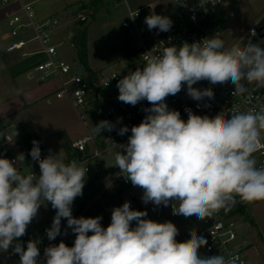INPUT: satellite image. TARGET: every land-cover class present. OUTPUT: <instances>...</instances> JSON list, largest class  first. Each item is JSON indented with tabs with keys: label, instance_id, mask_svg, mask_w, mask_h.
<instances>
[{
	"label": "clouds",
	"instance_id": "1",
	"mask_svg": "<svg viewBox=\"0 0 264 264\" xmlns=\"http://www.w3.org/2000/svg\"><path fill=\"white\" fill-rule=\"evenodd\" d=\"M144 22L148 30L159 32L173 25L168 16L155 12ZM143 60L142 68L129 71L116 85L120 102L136 106L146 100L151 105L131 127L127 142L115 144L118 175L143 190L145 205L171 204L173 215L201 221L238 202L264 201V166L257 167L255 156L264 146V105L242 112L222 110L214 117L186 108L184 120L166 103L185 85L193 100L212 99L211 88L193 87L200 81L231 82L234 97L249 93L250 87L264 89V46L226 47L216 33L192 43L164 45L160 54L144 55ZM115 127L102 120L94 133ZM128 132L122 126L118 135ZM32 143L30 156L39 165L38 176L20 168L23 153L14 160L0 157V252L12 248L19 264H240L238 254L202 255L199 249L208 241L195 230L190 239L178 242L173 222L148 219L146 211L133 210L129 201L112 209L107 227L101 225V216L74 217L72 205L83 194L88 168L76 160L65 162L60 152L41 158L39 142ZM47 203L56 212L47 239L61 234L62 218L75 239L71 247L63 241L49 245L41 261L39 241L29 240L25 248L19 238Z\"/></svg>",
	"mask_w": 264,
	"mask_h": 264
},
{
	"label": "built area",
	"instance_id": "2",
	"mask_svg": "<svg viewBox=\"0 0 264 264\" xmlns=\"http://www.w3.org/2000/svg\"><path fill=\"white\" fill-rule=\"evenodd\" d=\"M233 1L236 0H168L167 5L161 11L150 3L137 9H133L127 4V15L122 21V27L132 36L134 48H132L131 57L128 60L121 61L106 77H103L101 73L88 74L79 62L70 64L58 57L57 48L63 41L56 44L53 41V33L62 25L60 17L51 15L39 18L33 0H0L1 6H7L12 2L18 4V10L7 17L11 38L7 50L10 52L19 51L22 58L38 54L43 55V60L32 69L33 75L37 73L41 82L51 78L58 80L59 87L55 91V97L57 99L67 98L71 102L79 120L86 129V134L82 138L71 143L70 152L65 162L76 160L88 168L85 180V185H90L88 191H95V186L100 181H105V186H114L119 191L132 186L130 181L122 175H118L119 168L114 167L106 172L101 161L108 151L117 148L115 144L127 142L128 136L131 135V127L138 125L143 120L146 115L143 109L151 107V105L146 100L141 101L136 106L120 102L116 87L118 80L127 75L129 71H135L137 67L142 68L143 56L160 54L164 45L179 46L184 41L192 43L205 37H211L216 33L224 40L226 47L233 44L244 46L255 43L254 38L259 33L257 28L259 19L249 27L239 31L225 26L222 12ZM152 12L168 16L173 25L168 32H162L159 38L147 42L144 39L145 35L156 31V29L148 30L144 22L145 17ZM90 13V8L78 9L70 21L87 22ZM229 17L234 18L235 13L229 11ZM33 41L39 43V49L34 51L24 49L28 43ZM79 64L83 67L82 71L77 68ZM193 87L201 90L211 88L214 97L195 101L187 95L186 85L177 95L167 97L166 103L169 109L179 111L184 120L188 118L186 108L191 109L197 115L214 117L222 110L242 112L249 108H258L264 105V89L250 87L249 93L234 97L232 95L234 85L231 82L212 85L208 81H200ZM102 120H108L115 124V129L111 132L104 131L100 135H96L94 129L89 130L88 122H92L95 126ZM122 126L129 128V132L123 136L118 135V130ZM20 128L21 124L15 121L11 124V131L3 134V140L0 142V157L14 160L19 153H23L25 162L19 166L23 172L27 173L32 171L26 169L28 165L38 164L26 154L29 147L20 150L18 154L10 151V144L14 143L19 136ZM16 133L18 134L16 135ZM255 156L258 162L257 167L264 166V146L255 153ZM44 157L43 151H41V158ZM130 205L133 210L146 211L148 214L146 218L161 223L171 221L176 225L174 220L183 217L172 214L171 204L167 207L163 205L154 206L152 203L145 205L137 199H133ZM240 217L242 216L231 215L229 210L221 209L204 221L198 220L195 216L186 219L194 221L198 225V227L196 225L198 234L208 241L207 245L202 247V255L238 254L240 264H250L243 255L244 244L238 242V219ZM50 226L51 224L34 226L31 230L26 231L24 236L20 237L26 240L39 241L42 248L40 260L44 259L46 247L59 244L61 241L66 242V235L70 229L65 226L55 240L49 241L46 236V229ZM132 226H135V222ZM176 239L178 242L180 241L177 237Z\"/></svg>",
	"mask_w": 264,
	"mask_h": 264
},
{
	"label": "rangeland",
	"instance_id": "3",
	"mask_svg": "<svg viewBox=\"0 0 264 264\" xmlns=\"http://www.w3.org/2000/svg\"><path fill=\"white\" fill-rule=\"evenodd\" d=\"M89 2L90 0H39L35 7L40 15L55 12L61 17L62 24H65L73 18L72 11L75 7L80 9L82 4ZM149 3L161 11L168 0H105L96 12L93 13L90 9V18L87 22L69 23L62 30V34L57 35L59 40H63L57 48L58 57L70 64H77L78 50L66 31L86 29L88 45L86 72L92 75L101 73L106 77L121 61L131 57L134 48L132 36L122 27V21L127 15V4L137 9ZM1 7L0 5V9ZM229 11L235 13L234 18L229 17ZM262 13L264 0H236L228 5L222 16L226 27L239 31L252 25ZM161 35L162 32L156 30L145 35L144 39L150 42ZM9 41L10 30L7 21L0 18V142L3 140V134L11 131V123L16 121L21 124V128L15 142L10 144L11 153L18 154L33 141H41L45 157L50 153L60 152L66 160L67 145L82 138L86 134V129L71 102L67 98L55 97L56 87H59L56 78L41 84L37 73H34L31 79L25 74L11 76L9 65L13 62V56L6 51ZM48 98L50 102L47 101ZM88 128L90 131L94 129L92 122H88ZM27 133L30 135L25 136ZM117 151L118 147L111 149L102 158L101 165L106 172L114 168ZM26 169L40 174L38 164H30ZM105 185V181L96 184L94 191L96 196L76 215V218L101 216V225L107 227L111 222V211L114 207L122 206L125 201L132 203L133 199L144 204L141 200L143 190L138 187L132 185L119 191L114 186ZM247 205L249 217L238 219V242L244 244L243 255L250 264H264V201ZM50 218L52 207L47 203L40 207L37 217L26 231L33 226H40ZM174 222L179 230L177 236L179 242L190 239V232L197 231L198 225L184 217ZM199 251L202 254V248ZM19 259L18 254H13L12 248L8 252H0V264H19Z\"/></svg>",
	"mask_w": 264,
	"mask_h": 264
},
{
	"label": "trees",
	"instance_id": "4",
	"mask_svg": "<svg viewBox=\"0 0 264 264\" xmlns=\"http://www.w3.org/2000/svg\"><path fill=\"white\" fill-rule=\"evenodd\" d=\"M105 0H90L89 4H82L80 6V9L89 8V5L91 6L90 9L93 10V13L96 12L97 8L102 6L104 4ZM93 15V14H92ZM73 40L77 50H78V58L79 63H81L83 66H85L87 69V54H88V45H87V33L86 29H74L73 30V36L71 38ZM43 60V55H33L29 56L27 58H23L13 64L10 67V72L13 77H17L21 74L27 73L30 70H32L38 63H40ZM91 73L94 74V72L91 71ZM68 144V143H67ZM26 148V147H25ZM71 148V144L67 145V152L69 154ZM90 185H85L83 188V194L82 196H79L75 199L73 205H72V214L73 216H76L79 214L84 207L91 201L95 195L94 191H88ZM231 215L238 214L244 218H248V205L247 203H237L234 207H231L229 210ZM56 214V212H55ZM54 214V216H55ZM65 226H67L66 219L61 220V229H63ZM75 239V234L72 233L71 229H69L67 235H66V242L65 244L69 247L73 246ZM29 241V240H27ZM23 246L26 248L27 242L23 243ZM38 247L40 249V256L42 254V248L40 247V244H38ZM40 258V257H39ZM43 261V259L41 260Z\"/></svg>",
	"mask_w": 264,
	"mask_h": 264
},
{
	"label": "crops",
	"instance_id": "5",
	"mask_svg": "<svg viewBox=\"0 0 264 264\" xmlns=\"http://www.w3.org/2000/svg\"><path fill=\"white\" fill-rule=\"evenodd\" d=\"M34 2H35V4H36V2L37 1H39V0H33ZM78 1H81V0H78ZM18 4H16V2H12L11 4H9V5H7V6H2L1 7V9H0V18H4L6 21H7V17L10 15V14H12L13 12H15V11H17L18 10V6H17ZM78 10V8H74L73 9V11H72V13H74L75 11H77ZM36 11H37V9H36ZM37 14H38V17L39 18H42V17H45V16H50V15H54V16H57V14L55 13V12H53V13H51L50 15L48 14V15H40V13L37 11ZM57 17H59V16H57ZM61 18V17H60ZM259 18V17H258ZM257 20V19H256ZM255 20V21H256ZM69 23H74V22H71V21H68L67 23H65V24H62L61 26H59L55 31H54V33H53V41L56 43V44H60V42L61 41H63V40H59V38H58V36L57 35H61L62 34V30L64 29V27H66V26H68V24ZM66 34H67V36L71 39L72 38V36H73V30H67L66 31ZM11 42V38H10V41H9V43ZM37 42V41H36ZM30 42V43H28L26 46H25V48L24 49H26V50H28V51H34V50H37V49H39L40 48V45H39V43L37 42ZM8 48V47H7ZM6 51L9 53V54H11L12 56H13V59H12V63L9 65V71H10V67L13 65V64H15L16 62H18L19 60H21V59H23L21 56H20V52L19 51H14V52H10V51H8L7 49H6ZM10 74H11V72H10ZM25 75H27L28 76V78H33L34 77V75H33V73H32V70H30L29 72H27V73H24ZM24 74H21V75H19V76H22V75H24ZM11 76H12V74H11ZM39 83H44V82H41L40 80H39ZM57 88L58 87H56V90H57ZM55 90V91H56ZM27 98V97H26ZM30 100V99H29ZM47 101L48 102H50L51 100L48 98L47 99ZM15 122V121H14ZM13 123V122H12ZM11 123V124H12ZM29 136L30 134L29 133H27V134H25V136ZM24 136V137H25ZM39 142V141H38ZM39 143H41L42 144V142L40 141ZM71 144V143H70ZM30 146H33V143L30 145ZM30 146H28V147H30ZM67 156H68V152H67ZM67 160V159H66ZM65 160V161H66ZM54 214H55V210L52 208V218H50L47 222H45V223H43V224H41L40 226H42V225H47V224H52V221H53V218H54ZM34 227V226H33ZM37 227V226H36ZM29 230H31V229H29ZM19 242L20 243H22V245H23V243L24 242H28L26 239H23V238H19Z\"/></svg>",
	"mask_w": 264,
	"mask_h": 264
},
{
	"label": "water",
	"instance_id": "6",
	"mask_svg": "<svg viewBox=\"0 0 264 264\" xmlns=\"http://www.w3.org/2000/svg\"><path fill=\"white\" fill-rule=\"evenodd\" d=\"M257 19H259V21H258V23H257V28H258V32H259V33H258V35L254 38V42H255L256 44H259V45H261V46H264V13H262V14L259 16V18H257ZM77 68H78L79 71H82V70H83V67H82V65H80V64L77 66ZM17 134H18V133H16V135H17ZM32 147H33V146L29 147V148L26 150V154H27L28 156H30V151H31ZM39 147H40L41 151H43V149H44L43 144L39 143Z\"/></svg>",
	"mask_w": 264,
	"mask_h": 264
}]
</instances>
